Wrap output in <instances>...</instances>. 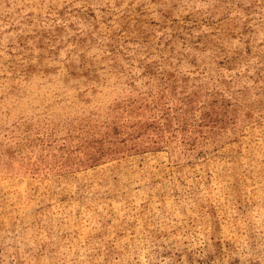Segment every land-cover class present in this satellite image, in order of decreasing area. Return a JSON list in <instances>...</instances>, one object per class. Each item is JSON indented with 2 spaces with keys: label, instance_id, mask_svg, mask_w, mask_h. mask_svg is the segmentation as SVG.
<instances>
[{
  "label": "rangeland",
  "instance_id": "obj_1",
  "mask_svg": "<svg viewBox=\"0 0 264 264\" xmlns=\"http://www.w3.org/2000/svg\"><path fill=\"white\" fill-rule=\"evenodd\" d=\"M0 264H264V0H0Z\"/></svg>",
  "mask_w": 264,
  "mask_h": 264
}]
</instances>
